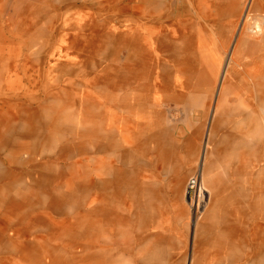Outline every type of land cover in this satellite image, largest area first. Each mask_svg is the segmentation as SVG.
<instances>
[{"label":"rangeland","instance_id":"rangeland-1","mask_svg":"<svg viewBox=\"0 0 264 264\" xmlns=\"http://www.w3.org/2000/svg\"><path fill=\"white\" fill-rule=\"evenodd\" d=\"M71 1L75 6L67 4ZM161 1L168 14L159 25L161 35L168 38L199 36V32L214 35L219 26L230 25V18L216 14L222 0ZM37 4L49 12L59 1L16 0L12 27L6 22L10 9L0 17V53L5 58L14 56L13 65L3 72L0 110L5 113L12 107L16 125L15 132L0 136V171L8 172V176L0 177V264H85L101 252L113 255L111 264H225L231 260L233 264H264V125L239 142L224 136L226 117L218 125L214 114L218 92L206 95V87L187 98L188 102L195 101L194 105L187 102L185 107L181 101L177 109L167 103L158 106L163 114L156 121L170 132L164 135L171 142L167 150L173 157L168 162H162L153 150L147 152L149 148L139 133L126 132L130 157L126 167L134 184L125 195L114 199L117 234L124 238L121 242L111 247L103 242L99 247L94 236L84 235L88 228H82L75 238L53 237L67 223L63 213L47 205L38 206L36 197L31 200L17 189L4 194L14 175L32 185L27 168L17 164L19 159L34 168L43 164L46 156L62 154V144L74 139L87 141L75 129L80 107L82 103L90 106V97L100 104L91 108L93 116L108 117L104 74L111 77L114 70L103 69L109 61L114 68H123L124 51L118 49L117 60L111 61V52L100 49V37L106 34L99 33L107 30L112 32L110 36L118 37L132 14L139 28L146 26L141 0H66L62 4L69 8L64 7L60 16L51 19L56 22L46 18V26L60 23L61 31L54 32V39L43 46L45 40L40 37L29 40L33 26L28 8ZM20 5L26 6L18 9ZM97 10L108 13L107 26L105 15L99 16ZM48 88L50 98L44 94ZM12 91L16 95L8 106L7 94ZM53 95L71 102L63 112L60 133H52L46 121L36 118L35 125L40 127L37 133L33 137L20 135L31 119L30 109L38 105L27 97L48 98L52 109L50 106H56ZM54 100L55 104L50 103ZM214 127H219V133L213 134ZM34 138L36 148L28 160L26 152ZM20 148L23 150L18 153ZM63 166V162L56 164ZM192 180L196 181L193 187ZM147 186L149 189L144 190ZM27 201L36 206H28Z\"/></svg>","mask_w":264,"mask_h":264},{"label":"bare ground","instance_id":"bare-ground-1","mask_svg":"<svg viewBox=\"0 0 264 264\" xmlns=\"http://www.w3.org/2000/svg\"><path fill=\"white\" fill-rule=\"evenodd\" d=\"M57 1L59 5L55 6V10L50 8L49 12L48 8L38 5L40 3L36 7L29 6L27 14L33 26L29 29L32 32L30 42L40 37L45 40V46L50 44L49 40L54 39V32L60 33V23L56 26L44 24L48 20L46 18L50 17V22L54 23L57 20L51 19L60 16L65 7L62 3L66 0ZM67 4L75 6L73 1ZM162 5L161 0H141V15L146 20V26L142 29L132 14L128 16L125 31L118 37L110 36L112 32L107 30L99 33L100 36L106 34L100 37V49L111 52V61L117 60L118 49L124 51L123 68H114L109 61L103 69L104 72H109L111 68L114 70L111 77L104 74L107 88L104 90L107 91L103 97L107 102L108 117L105 115L102 118L101 114L93 116L91 108H99L100 104L94 103L95 100L90 97L91 105L85 106L82 103L80 107V119L75 129L77 135L84 136L87 141L74 139L62 144V154L46 156L43 164L34 168L28 167L30 162L25 163V160L19 159L17 164L27 168L26 175L31 178L32 185L27 186L23 179L14 175L4 188V194L17 189L19 194L31 196V200L36 197L38 206L47 205L63 213L66 218L64 222L67 223L58 233L56 230L53 237L75 238L80 235L82 228H88L84 235L94 236L99 247L103 246V242L111 247L124 239L117 234L114 199L125 195L134 184V181L129 180L131 175L126 167L127 159L130 158L125 145L128 143L126 132L134 130L139 133L149 148L147 152L153 150L162 162H168L173 157L167 150L171 142L164 135L170 132L156 121L158 115L163 114V110L158 108L161 103L175 105V109L181 101L185 107L188 103L194 105L196 102H188L187 98L198 89L206 87V95L208 92H218L214 114L217 115L218 125L226 117L224 125L227 134L224 136L239 142L264 125V0H222L216 14L230 18V25L219 26L214 35L199 32V36L190 34L181 38L161 35L162 26L159 22L168 14ZM25 6L20 5L18 9ZM6 9L11 10L6 22L12 27L15 24L16 0H0V17ZM97 12L99 16L105 15L104 25L107 26L110 22L108 13H103V10ZM13 62L14 56L5 58L0 53V85L3 72ZM44 94L50 98L51 90L48 88ZM15 95L13 91L7 94L8 106H11ZM27 98L31 104L37 102L38 105L30 109L31 119L24 124L19 134H30L33 137L40 128L35 125L36 118H39L47 122L52 133L58 135L64 128L61 124L63 112L71 102L61 101V97L56 95V106L52 105V109H49L48 98ZM55 100L50 103L55 104ZM1 112L0 136L15 132L12 107L5 113ZM88 117L92 118V122L86 127ZM33 120L34 125L31 124ZM215 128L213 134L219 133V127ZM34 139L28 145V160L36 148ZM22 150L20 148L17 152L21 153ZM73 156L80 158L69 161L68 158ZM59 162H63L64 166L56 167ZM46 166L48 168L44 170ZM5 176H8V172L0 171V177ZM148 189L149 186L144 188ZM46 199H49L48 203ZM27 204L30 207L36 206L32 201H27ZM101 253L89 258L85 264H111L114 261L110 253ZM233 263L234 260H231L225 264Z\"/></svg>","mask_w":264,"mask_h":264},{"label":"built area","instance_id":"built-area-1","mask_svg":"<svg viewBox=\"0 0 264 264\" xmlns=\"http://www.w3.org/2000/svg\"><path fill=\"white\" fill-rule=\"evenodd\" d=\"M190 183H191V187H193L195 185L196 181L192 180Z\"/></svg>","mask_w":264,"mask_h":264}]
</instances>
